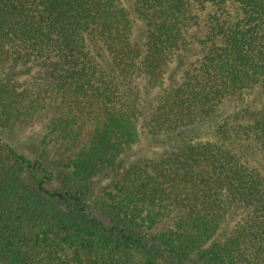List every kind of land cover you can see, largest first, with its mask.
<instances>
[{
	"label": "trees",
	"instance_id": "obj_1",
	"mask_svg": "<svg viewBox=\"0 0 264 264\" xmlns=\"http://www.w3.org/2000/svg\"><path fill=\"white\" fill-rule=\"evenodd\" d=\"M196 4L232 7L240 17L208 20L223 40L212 35L207 56L163 92L146 120L155 136L182 137L175 159L119 173L139 140L135 80L164 84L188 46ZM135 7L142 45L121 0H0V131L54 116L34 161L0 139V264H264L261 177L229 150L175 133L211 119L227 95L264 82V0H136ZM254 129L264 149V120ZM112 169L117 182L103 220L91 205L93 179ZM57 177L61 188L51 187Z\"/></svg>",
	"mask_w": 264,
	"mask_h": 264
},
{
	"label": "rangeland",
	"instance_id": "obj_2",
	"mask_svg": "<svg viewBox=\"0 0 264 264\" xmlns=\"http://www.w3.org/2000/svg\"><path fill=\"white\" fill-rule=\"evenodd\" d=\"M121 2L134 22L133 42L142 45L145 41L146 32L143 20L136 13V0H121ZM193 8V14L198 19L193 22V27L189 29L188 34L186 29L185 34L189 40L188 46L176 54L173 65L166 74L164 84L152 86L143 76L135 80L134 85L140 89L142 94L138 105L140 114V119L137 122L139 140L121 157L119 168H117L119 173L129 169L133 164H151L169 158L175 159L173 152L181 144L179 140L182 137L174 140L172 139L174 134L172 132L155 136L148 131L149 128L145 125L146 120L152 111L159 107L163 92L167 91L168 87L175 88L184 82L189 68H192L194 64H198L207 56V48H210L214 43L210 39L212 35L217 36L215 40L217 43L223 40L216 32L217 23L208 20L213 15L215 18L217 13L221 14L222 21L234 22L240 17V13L234 8L231 9L232 7L227 9L221 6L215 11L211 5L202 7L196 4ZM229 14L232 17L228 18ZM214 27L216 29H213ZM215 110L211 119L182 128L175 133L179 132L186 140L187 138L190 139L187 140L188 142L186 141L187 143H206L213 146V148L218 147L220 150H229L233 156L238 158L244 168L250 172H255L264 183V149L259 139L254 137L255 125L264 120V82L261 81L252 90L227 95ZM53 117L52 113L39 114L32 122H29L31 126L22 127L11 132L0 131V139L29 160L34 161L40 157L41 152L46 148L45 144H42V139L47 132L46 125ZM81 136V140L85 141L86 132H82ZM50 147L52 150L54 149V145H50ZM171 166L173 165L170 163L169 170ZM113 170L105 171L99 178L93 179L91 205L103 220L107 219L103 209V204L107 200L106 194L111 192L113 184L117 182V174ZM59 179L51 187H63L64 184ZM241 219V214L235 215L230 222V226L236 225Z\"/></svg>",
	"mask_w": 264,
	"mask_h": 264
}]
</instances>
